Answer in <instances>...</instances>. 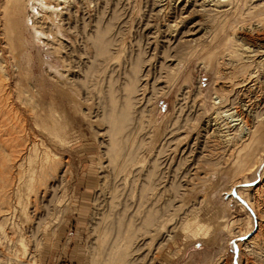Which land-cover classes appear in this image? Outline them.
<instances>
[{
	"label": "rangeland",
	"instance_id": "rangeland-1",
	"mask_svg": "<svg viewBox=\"0 0 264 264\" xmlns=\"http://www.w3.org/2000/svg\"><path fill=\"white\" fill-rule=\"evenodd\" d=\"M157 1L158 3H156ZM157 1L76 0L77 4L72 9V14L79 12L80 18L86 20L92 18L94 21L93 24L100 21L101 27H104L108 22L112 25L111 28L113 30L111 29L112 33L110 32V34H112V36L110 35V37H112L110 54L107 55L108 58L95 56L97 59L96 62V59L92 58L96 55L94 54V49L92 50L90 49L91 47H87L85 39L81 37L82 35H75L78 41L75 44L73 43L74 46H70L68 39H63L64 45H67L68 47L64 51L61 50L60 53L56 54L54 57L49 53L51 51L49 47L39 43V48H28L27 52L29 56L27 59L25 58L24 60L23 57H20L24 56L23 52L19 54L16 53L19 58L17 60L13 59L14 56L8 52L7 48H5V40L1 35L2 26H4L6 18L3 17V13H1L3 11V8H1L3 0H0V65L4 66L3 69L6 75H8L6 79L9 81L7 82L1 77L3 74L0 71V77L2 78H0V86L4 90L2 91L3 93L1 92L2 94H0L3 95L0 96V142L3 141L9 149L6 148L4 144L0 145V147H3L4 151L6 150L5 153L9 151L7 154L10 153V150L12 152V144L10 140L11 138L18 136L22 140V147H24V150L28 144L36 142V149H38V152H41L44 149L43 144L45 143L49 146V150L52 154L59 156L58 160H63V167L61 166L58 170L57 177L59 176V180L56 181L57 185L61 184L62 186L58 185L61 189L59 188L56 191L58 197H54L55 200L57 199V202L55 203L56 206L60 201L63 203L59 204V208L57 207L58 211H53L56 215L55 217L51 216L53 222H51V220H49V222L41 223L25 222L26 224L23 225L24 223H21L19 214L16 213L18 222L15 217V223L17 225L20 224L19 227L22 229L21 232L24 235L32 258L28 255L27 257L25 256L24 258H21L23 255H20V247L18 248L16 245L18 234H13L10 235V239L13 240H11L13 242L11 248L6 244L0 246V261L2 262L3 260L4 262H2V264L8 262H11V264H31V262L33 264H90L93 253L92 249L95 248V246L97 247L98 243V237L96 238V236H98L97 228L102 224L99 220L101 218L100 213L102 212L103 215L110 211L111 207L108 206L111 200L110 189H112L111 187L112 185L114 186V183H118L117 185L120 183L119 186L121 187L118 188L121 190L120 192L118 190L120 195L118 194V199H116L117 203L115 205L118 206L116 212L120 211L122 213L124 209H128V207L129 209L133 208L132 210L136 209L135 206H137L139 202L138 197H140L139 187L144 180V171L143 174L142 172H140L141 174H136V172L130 174V172H127L120 178L117 177L116 174L113 175L115 173L114 169L109 167L108 158L105 155V143L108 141V138L106 137L108 126L106 121L104 119V121L102 120V113L108 108V99L111 88L115 87V89L118 88L119 90L123 82H127L126 79H129L128 77L132 75L130 70L136 65L138 58L141 57L144 61L142 64L143 69L141 75L143 74L144 69L149 70L150 68L153 75H156L159 71V69H156L157 67L155 68L158 58L156 59L153 57L152 60L155 62H149L148 58L150 59V57H147L146 55V57H144L142 54L143 48L146 49V51L148 50L147 52L149 56L150 54H155L157 52L153 50L154 47L157 49L159 48L156 43L148 45V43L144 41L147 44L146 45L144 42L142 43L140 41L144 34L142 26L148 21L152 24L154 23L153 25L155 26L157 25V22L161 23L160 27H162L167 24L168 16L163 19V17L160 16L161 12L157 10L162 8L164 10L167 8V15H171L173 9L178 6L183 7L187 0ZM201 2L202 1L199 3ZM154 3L159 8L156 7ZM103 12L106 14L105 19L100 15ZM149 13L154 14L150 15ZM155 15L156 18L154 17ZM222 18L224 19V17H219L215 18V20H211L209 17L203 15L192 17L190 23L187 24V29L190 28L193 32L191 33L192 36L189 38L190 40L193 39L191 42L192 45L180 44L172 51V56L174 55L176 57L175 59H177V62L180 61L182 63L180 66L181 77L175 82L173 89L170 91L167 90L168 92H165L162 95H156L152 102L148 104L149 106L146 104L141 106L146 113L139 106L137 109L138 112L134 114L135 128L130 134L131 140L134 141L135 148L136 146L138 147L137 151L139 154L137 155L139 157L137 162H139L140 165L147 167L154 161V159H159L157 158L159 157V150L160 153L162 152L161 156L163 162L161 161V156L159 160L162 165H165L161 166V171H164L162 172V186L164 187V189L161 188L162 203L165 204L166 202H169L168 200H171L173 197L175 203L174 206L176 208L178 207V212L176 214V217L178 218L177 221L180 220V216L182 215L181 217L184 216L187 219L189 218V220L199 221L210 229L209 236L205 239L202 238L199 240H195L186 234L185 236L179 228L176 229L177 231L173 232L172 235L174 236H172V239L170 240L167 238L168 234L163 237L161 235L158 237L156 236L153 241L154 243L152 244L153 246H151L152 248L150 247L145 250L146 254L148 251L149 252L146 258L147 260H145L146 263L143 264H149L150 262L151 264H218L219 262H221V264H264V153H262L264 152V149L256 146L249 149V147L246 146L247 142L245 141L248 136L246 137L243 133V135H240V131L237 132L239 136H236V141L228 140V137H224L226 136V133H222L219 127L216 129L217 126H219H216V124L221 121L218 120L219 122L216 124L214 123L215 121H213V118L216 117L215 112L220 108V105L218 104V89L226 91L225 93L230 96L234 95V98L239 102L238 105L241 107L245 104V101L247 102L249 100V97L241 96V98L240 96H237L236 93L238 92L236 91H239L240 89L230 87L233 79L231 80L229 77H227L228 79H223L224 75L221 77L215 74V72H209L207 69L208 65H205L208 57L214 52H217L220 49L219 47H222L229 41L236 42V44L242 47L243 45L244 47H249L251 50L256 49L255 51H259L260 49L261 52H264V27H256L254 21L253 24H251V28L249 27V24L252 22H243L239 19L240 17H236L234 25H236L237 28L233 29L224 22L225 20L228 22L229 19L225 18L223 20ZM111 19H113V21H110ZM139 24H141V26ZM82 25V23L78 24L80 28ZM242 25H244L245 28H242ZM163 27L164 28L162 29L164 30L166 27ZM69 38H71V35ZM140 42L142 45V51L139 52V50H141L139 48L140 46L138 47ZM241 49L242 55L247 54L242 56V58L243 62L248 66L242 69L243 72L238 74L239 77L236 80L240 79L242 75L247 73H251L250 75L253 73V75L256 76L257 86L253 95L257 106L253 109V115H255L254 112L260 110L263 113L264 57L262 55L261 57L263 59L260 57L258 61L254 63L249 54L246 53L243 48ZM27 52L25 51L24 53L26 54ZM261 52L260 55L262 54ZM31 55H33L34 58ZM29 57H31L30 60ZM26 61H29V65ZM259 61H262V63H259ZM50 62L52 64H49ZM56 71H59L58 73L63 74V76L61 77ZM224 72L225 70L223 69L222 73ZM164 76L165 75L162 74V79L160 81L163 79V81H165ZM152 83L153 80L150 81V85ZM151 87H146L141 93L145 95V98L151 96ZM147 89H149V91H147ZM117 95L119 96L118 93ZM250 96L251 99L252 95ZM239 97L240 100L238 101ZM103 105L106 106V108ZM180 109L181 111H179ZM139 116H141V118ZM138 121L144 124H139ZM250 121H252V125ZM48 122L50 125L55 123L57 127L59 123L60 126L58 128L65 131L67 135L66 145H60L57 143L58 141L54 142L49 139L50 137L45 131V126H50ZM44 123L45 126L43 125ZM253 123H255V125ZM258 123L257 121H254L253 117H251L248 126L251 129V127L257 126ZM204 125H207V128ZM136 126L139 127L137 128ZM244 132L248 133V130H244ZM218 133L222 135L220 136ZM228 133L233 134L235 131ZM205 134H207V136ZM221 137H223V139ZM171 140H173V142ZM167 142L172 143L169 145ZM224 142L227 143L225 144ZM8 143L10 146L7 145ZM185 150H192L193 158L189 164L183 165L182 172H179L182 176L187 175L183 170L186 171V168L189 165H192V163H194V165L196 164V171L190 172L191 175L188 174V177L185 178L186 180L181 178L184 180L182 181L180 179V182L182 183L175 181L177 184L181 185L175 194L171 182L172 179H174V173L177 171L176 167L179 166V162L183 159L181 155L184 154L183 151ZM1 151H3L2 148H0V152ZM193 152L196 153L194 154ZM155 155L158 156L156 157ZM240 156H246L247 161L249 164L251 163L250 165L253 168L249 167L238 173L232 171V168L234 169L236 167L235 163L237 158ZM200 159H202V161ZM203 160L205 163L208 161H211L213 164L220 163L218 166L221 168H219L221 171L218 170V172L213 173L214 171L210 168L212 167V164L210 163L209 165L208 162L206 165ZM259 162L262 164L254 175L253 173L256 170L255 165ZM193 167L194 166H192V168ZM64 169L67 170L65 171ZM228 169L232 171V174L236 177H238V175L239 177L236 178L231 175L233 178L235 177L233 179L234 181H231L232 179L230 180V178L232 177L230 175L228 177L226 174V172H229ZM15 173V170H13V178H16L17 173ZM125 176H128V178ZM136 176L138 178H136ZM189 176H191V178ZM199 176L201 183L198 179ZM125 180H127L128 183H126L127 181L125 182ZM189 180H192L193 183ZM247 180L248 182H245ZM53 181V179L50 180L52 184H54ZM107 181L110 182V184ZM186 181H188V183ZM105 185H108L109 188L106 187L108 190L103 189L105 188ZM190 188L192 190H190ZM14 189H16V187H14ZM184 189H186V191H184ZM190 191H193L194 193ZM108 192H110V196L108 195ZM178 193L180 196H178ZM52 194V192H49L44 195L43 200L46 197L44 200L45 203H48L50 198L53 197ZM33 196L34 195L30 197L32 198L30 199L31 202L35 201V197ZM64 198L67 200L65 201ZM124 198L126 201H124ZM13 199L14 201L16 200L15 196L12 194V203H14ZM122 202L124 203L122 204ZM33 204L34 205L32 206L34 207L35 202H33ZM105 206L108 207L106 208ZM124 206H126V208ZM179 206H181V208H179ZM179 209L181 210L179 211ZM18 211L20 213V209H18ZM30 211L32 212L33 209ZM184 213L186 216L183 215ZM115 217H117V215H115ZM39 224L42 225L39 226ZM134 225L137 227L140 226L139 222H134ZM227 225H230V227H226ZM9 227H7L6 231H10L11 233L12 230H10ZM257 235L259 237L255 239ZM13 236L16 238L14 239ZM115 239L114 237H111L108 240V243L104 244L107 251ZM167 239L168 241H166ZM253 239L256 241L254 240V242L251 243V240ZM118 240L117 243H123V241H121L122 238ZM159 244L160 246H158ZM16 249H18L19 254H15ZM17 255L21 259H18ZM105 258L106 256H104L102 260H105Z\"/></svg>",
	"mask_w": 264,
	"mask_h": 264
},
{
	"label": "bare ground",
	"instance_id": "bare-ground-1",
	"mask_svg": "<svg viewBox=\"0 0 264 264\" xmlns=\"http://www.w3.org/2000/svg\"><path fill=\"white\" fill-rule=\"evenodd\" d=\"M165 1H171V0H165ZM200 1H202V2L199 3ZM156 3H158V1ZM76 4H77L76 0H3L2 4H1V8H3V11L1 13H3L2 14L3 17L6 18V20H5L6 22L4 23V26H2L3 28L1 31V35L4 37V40H5L4 41L5 48H7L8 52L14 56L13 59L17 60L19 57H17L16 53L19 54L22 52H23L24 56H20V57H23L24 60H25V58L27 59L29 56L28 52H27L28 48H30V49L31 48H39V45H38L39 43H42L44 46L49 47V49L51 50L49 53L54 57L56 54H59L61 50L64 51L67 49L68 46L64 45L63 39H68V41L70 42V46H74V44L77 43L78 39L75 37V35L76 36L82 35L81 37H83L85 39V41H86L85 44L87 45V47L88 48L91 47L90 49H92V50L94 49L95 52L94 51L93 52L96 55H94V57H92V58H95V56L96 57H107V55L110 54V46H111V42H112L111 41L112 37H110V35L112 36V34H110V32L113 30L111 28L112 25H110L109 22H108L109 24L106 22L107 24L104 25V27L103 26L101 27L100 21L97 22L96 24H93L94 21L92 20V18L91 19L88 18L87 20L80 18L79 12H77L78 14L77 13L72 14L73 13L72 9L74 8V6ZM159 4H160V2H159ZM181 4H182V1H181ZM155 6H156V4H155ZM156 7H158V6H156ZM150 11H152V10H150ZM157 11L161 12L160 16L163 17V19H164V17L168 16L167 17L168 18L167 24L163 25L167 29L165 28L163 30L162 28H164V27L163 26L160 27L161 23L157 22V25L155 26V25H153L154 23L152 24V23L147 21V23L145 25L143 24L144 26H142V29H143L142 31L144 32V34L142 36V40H140V41L142 43L145 41L148 43V45H152V44L156 43L159 46V48H158L159 50L156 47H154L153 50L157 51L155 54H150V56H149V54L147 52L148 50L146 51V49H144V48H143V53H142L144 57H146V56L150 57V59L148 58L149 62L153 61L152 60L153 57H155L156 59L158 58L157 64L155 65V68L157 67L156 69H159V71L157 72L156 75H153L152 70L150 68H149V70L144 69L143 74L141 75L142 69H143L142 64L144 63V61L139 56L140 58L137 59L136 65L132 69L133 71L130 70L131 71L130 73H132V75L130 77H128L129 79H126L127 82H123V84L119 90H118V88L115 89V87L114 88L109 87V88H111V90L108 89V90H110L109 99H108L109 105L107 106L108 108L104 111V113H102L103 114L102 120L104 119L107 123V126H108V131H107V135H106V137L108 138V141L105 143L106 144L105 155L108 158V162H109L108 165H110L109 167H112L114 169L115 173L113 175L116 174V176L120 178L121 176L125 175L127 172L128 173L130 172V174H133L134 172H136V174L142 172V174H143V171H144V177H143L144 180L142 181L143 183L139 187L140 188V194H139L140 197H138L139 202H138L137 206H135V208H136V209L134 208L135 210H132L133 208L129 209V207L127 209L126 208L127 205H126V206H124L126 209H124V207H123L124 211L122 209V211H123L122 213L119 210L118 211L120 213L116 212V209L118 206L115 204L117 203L116 199H118V196L120 195L118 193V190H119L118 188L120 187L119 186L120 183H119V185H117L118 183L117 184L114 183V186L112 185V187H111L112 189H110L111 200H110V203L108 205L111 207L110 211L108 213L103 214V215H102V212L101 213L99 212L101 214V218L99 220H100V222H102V224L99 225V227L97 226L98 227L97 228L98 236H96V238L98 237V239H97L98 243H97V247L96 246H95V248L92 247L93 253L91 256V260H90L91 263L90 264H143V263H146L145 260H147L146 258L148 256L149 251L146 254L145 250L150 248L151 246H153L152 244L154 243L153 242L154 238H156V236L158 237L159 235H161L163 237L164 235L168 234L167 238L170 240V239H172V236H174V235H172L173 232L177 231L176 229H178V228L181 230V232L184 233V235L185 234L189 235L195 240L196 239L199 240L202 238L205 239L209 236L210 229L208 227H206L205 224H203L199 221L189 220V218L187 219L184 216L181 217L182 215L180 216V220L177 221L178 218L176 217V214L178 212V207L176 208L174 206L175 203H174L173 197L171 200H168L169 202L164 201L166 203L165 204L162 203V201H161V197H162L161 188L164 189V187L162 186L163 185V182H162L163 173L162 172H164V171H161V169H162L161 166H165V165L161 164V161L163 162V159L161 156L162 152L160 153V150H159V153H158L159 157H157L158 155L157 156L155 155L159 159L158 160L154 159V161L151 162L147 166L148 168L144 167V165H140L139 162H137L138 157H139L137 155V154H139V152L137 151L138 147L136 146V148H135L134 141L131 140V134H130L131 131L135 128L134 127V121H135V115L134 114H136V112H138L137 109L139 108V106L141 107L144 104H146V105L150 104L156 95L157 96H158V94L162 95L165 92H168L171 89H173L175 82L177 80H179V77H181L180 76L181 75L180 74V66L182 65V63L180 61L177 62V59H175L176 57L174 55L172 56V54H173L172 51L175 50V47H177L180 44L192 45L191 42L193 39L190 40L189 38L192 36L191 33H193V32H192V29H190V28L187 29V24L190 23L193 16L203 15L205 17H209L211 20H213V19L215 20V18H219V17L220 18L224 17V19L227 18L230 20V21L228 20V22H227V20H225L224 22H226L233 29L237 28V26L234 25V20L236 17H238V18L240 17L239 19H241L243 22L244 21L252 22L249 24V27L252 26L251 24H253L254 21H255L256 27H258V28L264 27V0H187L183 7L178 6L177 8L173 9V13L171 15H167V13H166L167 8H165L164 10L162 8V9L157 10ZM160 12H158V13H160ZM151 14H154V13H151ZM100 15L102 16L103 19L106 18V14H104V12L101 13ZM112 15H115V14H112ZM154 17L156 18V15ZM1 18H2V16H1ZM110 21H113V19H111ZM79 23L83 24L81 28L78 26ZM155 23H156V21H155ZM170 23H172V24H170ZM227 24H226V26H227ZM139 25L141 26V24H139ZM222 25H225V24H222ZM246 26H247V24H246ZM241 27L245 28L244 25H242ZM140 29H141V27H140ZM140 34H142V33H140ZM70 35H71V38H69ZM141 42L138 45V47L140 46L139 47L140 49L142 47ZM54 45H56V46H54ZM193 45H194V43H193ZM172 46H173V48H172ZM190 47H192V46H190ZM239 47L243 48L244 51L249 54L250 58L253 60L252 62H254V63L256 61H258V59L262 55L264 57V52L263 51L261 52L260 49H259V51L258 50L255 51L256 49L251 50V48H249V47H244V45L242 47V46L236 44V42L229 41V42L225 43L222 47H219L220 49L218 48L219 50L217 52H214L212 55H210L208 57L207 63H205V65L206 64L208 65L207 69L209 70V72H215V74H217L218 76H221V77L224 75L223 79L227 78V77L231 78V80L233 79L230 87H235V89H240L239 91H236L238 93L235 92L236 95L240 96V97L241 96H244V97L248 96L249 100L247 102L245 101V104H243V106L241 107L240 105H238L239 102H237V99L234 98V95L230 96V95L225 93L226 91H224L222 89L221 90L218 89L217 90V93L219 94V96H218L219 103L218 104L220 105V108L218 111L215 112L216 117L213 118L214 119L213 121H215L214 122L215 124L217 122H219L218 120L221 121L220 123L216 124V126L219 125V126H217L216 129H218V127H219L220 131L222 133H224V134L226 133V136H224V137H228L227 138L228 140L236 141V136H239L237 134V132L240 131V135L243 133L246 137L248 136V138H246L245 141L247 142L246 146H248L249 149L253 148L254 146L262 147L264 149V111H263V113L261 110L256 111V112H254L255 115H253V111H254L253 109L255 108V106H257V103H256V101L254 99V95H253V92L255 91V88L257 86L256 76H254L253 73H252V75H250L251 73H247L245 75H242V77L240 79L236 80L239 77L238 74L240 72L241 73L243 72L242 69L245 68L246 66H248L246 63L243 62V58H242V56L247 55V54L243 53L244 55H242L241 54L242 49ZM160 50H161V52H160ZM25 51L27 52L26 54L24 53ZM140 51H142V49L139 50V52ZM260 52L262 53L261 55H260ZM30 53H32V52H30ZM31 56L33 57V55H31ZM58 56H61V55H58ZM30 58L31 57H29V60H30ZM41 59H42V57H41ZM62 60H64V59H62ZM89 61H90V59H89ZM28 62L26 61V63H28ZM96 62H97V59H96ZM153 62H155V61H153ZM45 63H48V62H45ZM259 63H262V61H259ZM49 64H52V63L50 62ZM249 64H250V62H249ZM28 65H29V63H28ZM3 67L4 66L0 65V71L3 74V75H1V77H3V79L5 81H7L6 78L8 75H6ZM223 69L225 70L224 73H222ZM56 72L58 73L59 71H56ZM58 74L61 77L63 76V74H61V73H58ZM162 74L165 75L164 76L165 81H163L164 79L162 81H160L162 79ZM126 75H127V73H126ZM125 78H126V76H125ZM110 80H112V79H110ZM151 80H153V83L150 85ZM7 82H9V81H7ZM112 83H114V82H112ZM110 85H111V83H110ZM148 85L150 87L152 86L151 91H150L151 96L148 98L147 97L145 98V95H143L141 93L143 92V90H145L146 87H149ZM112 86H113V84H112ZM2 91H4V90L0 86V94L3 93ZM147 91H149V89H147ZM117 93L119 94V96L117 95ZM250 95H252L251 99H250V97H251ZM0 96H3V95H0ZM240 97H239L238 101L240 100ZM154 101H156V100H154ZM241 101H242V99H241ZM241 103H243V102H241ZM215 105H217V104H215ZM4 106H6V105H4ZM104 107L106 108V106H104ZM241 108H243V109H241ZM259 108H260V106H259ZM141 109H142V107H141ZM223 109H225V110H223ZM263 109H264V107L262 108V110ZM142 110L146 113L144 108ZM148 111H150V110H148ZM179 111H181V109ZM251 115H253V116H251ZM141 116H139V117L141 118ZM251 117H253L254 121H257V123L258 122L259 123L257 124V126L251 127V129H250V127L248 126V122H249ZM189 122H191V121H189ZM250 122L252 125V121H250ZM145 123H146V121H145ZM255 123H253V124L255 125ZM139 124H144V123L139 122ZM43 125L45 126V123ZM49 125H50V123H49ZM46 126H45V131L47 132L46 134L49 135V137H50L49 139L51 141H54V142L58 141L57 143H59L60 145H66V143H67L66 142V138H67L66 136L67 135H66L65 131L60 130L58 128L60 126L59 123H58V127L56 126L55 123H52L50 126H47V127ZM140 126H142V125H140ZM193 130H194V128H193ZM244 130H248V133H245L246 131L244 132ZM178 131H180V130H178ZM233 131H235V133H233V134L228 133V132H233ZM173 134H174V131H173ZM218 134H220V133H218ZM205 135L207 136V134H205ZM221 135L222 134H220V136ZM26 138H28V137H26ZM187 138H188V136H187ZM221 138L223 139V137H221ZM10 141L12 144V146H11L12 152L10 150V153L7 154V152H9V151H7L5 153L6 150L4 151V148L0 147L4 151V152L1 151L3 153L0 152V236H1L0 237V246L1 245L4 246V244H6L11 248L13 246V242H12L13 240L10 239V235L18 234L16 245L18 246V248L20 247V251H21L20 255L21 256L23 255L21 258H24L25 256L27 257V255L30 256L31 254H30L29 247L26 244L24 235L21 232L22 229L19 227L20 224L17 225L15 223L16 222L15 221L16 213L19 214L21 223L22 222L24 223L23 225L26 224L25 222H27V223L28 222H40V223L41 222H49V220L52 219L51 216H54V217L56 216L53 213V211H55V210L58 211V208L60 207L59 204L63 203L62 201H60L59 204H57V206H56L55 203L57 202L56 201L57 199L56 200L54 199V197L57 196L56 191L60 188L59 186L61 185V184L60 185L58 184L59 185L58 186L56 184V181L59 180V176L57 177V175H58L59 168L61 166L63 167V164H62L63 160H58L59 156L56 154H52V152L49 150V146H47V144H45V143L43 144L42 141L41 142L43 144L44 149L41 152H38V149H36V144H35L36 142L28 144L26 146V149L24 150L23 149L24 147H22L23 146L22 140L18 136L11 138ZM171 141L173 142V140H171ZM7 142H9V141H7ZM171 143L169 142L168 144L170 145ZM224 143L226 144L227 142H224ZM3 144H4L3 141L0 142V145H3ZM228 144H229V142H228ZM7 145L10 146L9 143ZM5 147H6V145H5ZM21 147H22V149H21ZM6 148H8V147H6ZM158 148H159V146H158ZM246 149H247V147H246ZM257 151H258V149H257ZM183 152H184V154L181 155L183 157V159H181V161L179 162L180 163L179 166L176 167L177 171L175 170L176 171L174 173L175 175L173 174L174 179H172V182H171L172 189L175 190V191L173 190V192H175V194L177 193V190L179 189V187H181V185L177 184L176 182L179 183L181 178L185 179L188 177V174H190V172L196 171V168H195L196 164L194 165V163H192V165H189L186 168V171L183 170V172H185L187 175H185V176L181 175V173L179 171L182 172L183 165L189 164V162H191V159L193 158L192 157L193 156L192 150H187V151L185 150ZM202 152H203V150H202ZM25 153H27V154H25ZM262 153H264V152H262ZM142 155H143V152H142ZM160 156H161L162 160L159 162ZM172 156H173V154H172ZM194 159H195V157H194ZM200 160L202 161V159H200ZM203 162H204V160H203ZM208 162H206V163H208ZM210 163L212 164V167H210V168H212L211 170L214 171L213 173L218 172V170L221 169L218 166L220 163H214L213 164L210 161L208 164L210 165ZM235 164H236V167L234 169L232 168V171L237 172V173L239 171H242V170L244 171L245 169L252 167L250 165L251 163L249 164V162L247 161L246 156L238 157ZM261 164L262 163L259 162L257 164L258 166L255 165L256 170L254 173L252 172L254 175L256 174L257 170L260 168ZM180 166H181V168H180ZM192 166H194V167L192 168ZM168 167H169V165H168ZM13 170H15V172L17 173V174L15 173L16 178H13L14 177L13 176ZM232 171L229 170V172H226L228 177H229V175L235 176L234 174H232ZM200 172H201V170H200ZM199 173H198V175H199ZM125 177L128 178V176H125ZM138 177H139V175H138ZM138 177L136 176V178H138ZM189 177L191 178V176H189ZM213 177H215V176H213ZM238 177H239V175H238ZM238 177H236V178H238ZM60 178H62V177H60ZM234 178L232 177V178H230V180L232 179L231 181H234L233 180ZM52 179L54 180L53 181L54 184H52V182H50V180H52ZM133 179H134V177H133ZM198 179L200 180V183H201L200 176ZM126 181L127 180H125V182ZM182 181H184V180H182ZM189 181L192 182V180H189ZM113 182H116V181H113ZM134 182H135V180H134ZM186 182L188 183V181H186ZM238 182H240V181H238ZM245 182H248V180ZM108 183L110 184V182H108ZM126 183H128V181ZM180 183H182V182H180ZM55 184H56V186H55ZM108 185H105V188H103V189L108 190L107 189V188H109ZM238 185H241V184H238ZM133 186H135V185H133ZM14 187H16V189H14ZM169 187H170V185H169ZM182 188H184V187H182ZM186 189H184V191H186ZM263 189H264V187H263ZM41 190H42V192H41ZM105 190H103V191H105ZM120 190H119V192H120ZM190 190H192V189L190 188ZM49 192L53 193L52 194L53 197L50 198V200L48 199L49 200L48 203L47 202L45 203L44 200L46 197L44 198V200H43V197L46 193L48 194ZM190 192H193V191H190ZM66 193H67V191H66ZM109 193L110 192H108V195H109ZM12 194L16 198L15 201L13 199L14 203H12ZM167 194H168V192H167ZM32 195H34L33 197H35L34 198L35 201H33V202H35L34 207L32 206V205H34L33 202H31V200H30V199H32V198H30V197H32ZM182 195H183V193H182ZM178 196H180V194ZM106 197L109 198L108 196H106ZM121 197H122V195H121ZM164 199H166V198H164ZM64 200L66 201L67 199L64 198ZM124 201H126L125 198H124ZM123 203L124 202H122V204ZM128 204H130V203H128ZM133 206H134V204H133ZM179 208H181V206H179ZM18 209H20V213H19ZM31 209H33L32 212L30 211ZM180 210L181 209H179V211ZM185 212H188V211H185ZM115 215H117V217H115ZM183 215H185V213ZM97 217H98V215H97ZM17 222H18V218H17ZM51 222H53V220H51ZM134 222H139L140 226L139 227L135 226ZM41 225L39 224V226H41ZM47 226H49V225H47ZM7 227H9L10 230H12L11 233H10V231H6ZM226 227H230V225H227ZM229 230H230V228H229ZM111 237H114V239L115 238L116 239L113 240V243L111 242L112 245L108 248L109 250L107 251L106 246L104 247V244L108 243V240ZM258 237L259 236L257 235L255 237V239H257ZM15 238L16 237H14V239ZM121 238H122L121 241H123V243H120V242L117 243V240L121 239ZM168 239L166 241H168ZM255 239L251 240V243L254 242ZM160 243H162V242H160ZM164 244H166V243H164ZM158 246H160V244ZM158 248H157V250H158ZM162 249H164V248H162ZM9 251H11V250H9ZM17 253H18V249L15 250V254H17ZM104 256H106V258H105V260H102V258ZM17 257H18V255H17ZM19 258L20 257H18V259ZM2 262H3V260H2ZM2 262L0 261V264H2ZM33 262H34V260H33ZM6 264H11V262H8ZM31 264H33V263L31 262ZM149 264H151V262ZM218 264H221V262H219Z\"/></svg>",
	"mask_w": 264,
	"mask_h": 264
}]
</instances>
